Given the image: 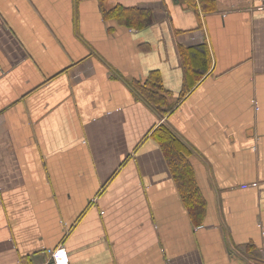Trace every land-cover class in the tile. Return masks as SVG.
I'll use <instances>...</instances> for the list:
<instances>
[{"label":"crops","instance_id":"0c3cea01","mask_svg":"<svg viewBox=\"0 0 264 264\" xmlns=\"http://www.w3.org/2000/svg\"><path fill=\"white\" fill-rule=\"evenodd\" d=\"M62 259L264 264V0H0V264Z\"/></svg>","mask_w":264,"mask_h":264},{"label":"trees","instance_id":"16d2710c","mask_svg":"<svg viewBox=\"0 0 264 264\" xmlns=\"http://www.w3.org/2000/svg\"><path fill=\"white\" fill-rule=\"evenodd\" d=\"M115 12L125 14V20L128 24L134 23L142 27L147 23V14L143 11H124L115 8L110 13ZM166 111L167 109L163 112L165 113ZM154 136L159 140L165 151L186 208L192 219L197 223L200 222L204 216L205 204L187 160L186 146L163 124L157 127L154 131Z\"/></svg>","mask_w":264,"mask_h":264},{"label":"built area","instance_id":"2783aa9c","mask_svg":"<svg viewBox=\"0 0 264 264\" xmlns=\"http://www.w3.org/2000/svg\"><path fill=\"white\" fill-rule=\"evenodd\" d=\"M61 263H62V264H65L66 262H65V260H64V259H62Z\"/></svg>","mask_w":264,"mask_h":264}]
</instances>
